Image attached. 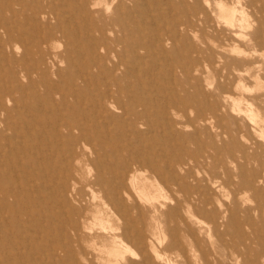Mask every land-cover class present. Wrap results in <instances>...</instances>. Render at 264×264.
<instances>
[{"label": "bare ground", "instance_id": "1", "mask_svg": "<svg viewBox=\"0 0 264 264\" xmlns=\"http://www.w3.org/2000/svg\"><path fill=\"white\" fill-rule=\"evenodd\" d=\"M148 1L0 0V59L8 64L2 68L0 61V264H61L69 257L74 264H82L81 259L90 255L97 260L99 255L94 251L108 259L137 254L138 264H162L166 256L155 249L153 238L157 235L151 237L149 226L165 201H172L164 213L169 230L170 221H174L182 225L186 237L193 233L192 223H201L191 210L193 199L215 205L212 196L175 176L176 164L186 163L184 157L166 159L167 155L158 154L150 143H134L128 138L141 139L146 132L137 123L148 125L150 131L158 126V120L148 122L151 104L132 97V90L121 82L126 73L118 72L127 65L123 59L127 48L121 50L119 46L130 38L136 45L128 46L129 50L135 53L139 46L147 53H135L139 59L153 52V46L143 45L132 33L125 39L131 26L134 33L135 26L145 25L137 18L147 16ZM180 2L165 0L174 10L189 13L185 0ZM231 11V6L222 4L220 17L229 19ZM199 14L205 16L206 11L202 9ZM192 23L184 19L170 23L173 37L180 26L191 28ZM171 38L157 37L155 42ZM61 48L59 54L54 52ZM162 48L158 45L159 50ZM228 49L245 53L239 44L231 43ZM57 55L64 68L57 67ZM199 59L184 57L179 67L191 64L193 71L200 65ZM241 63L243 60L236 63L238 70H242ZM137 64L132 61L129 71L139 78ZM123 96L130 100L129 108ZM117 109L132 115V122L111 127L109 121L120 116L114 111ZM240 111L245 112L249 127L256 132L255 141L264 151V116L247 108ZM198 117L201 124L211 118ZM118 138L125 139L116 147L109 145ZM163 145L161 151L168 147ZM233 155L228 152L222 173L212 170L208 182L213 185L207 190H228L235 203L249 191L259 197L263 190L258 185L264 184L261 154L253 157L259 164L257 170L247 168L253 158L245 146L239 147L236 157ZM161 184L171 196L161 191ZM144 202L151 203L149 211ZM258 203L264 212V203ZM229 211V207L217 210L226 227ZM208 218L218 220L215 211L209 212ZM97 227L99 232L94 233ZM171 237L168 244L188 257L178 231ZM97 239L105 240L102 247H98ZM85 240H89L90 252L83 245ZM201 259L209 264L207 253L201 252ZM244 263L249 264L250 257H245Z\"/></svg>", "mask_w": 264, "mask_h": 264}, {"label": "rangeland", "instance_id": "2", "mask_svg": "<svg viewBox=\"0 0 264 264\" xmlns=\"http://www.w3.org/2000/svg\"><path fill=\"white\" fill-rule=\"evenodd\" d=\"M174 1L176 4L181 3V0ZM148 3L149 9L145 19L137 18L141 24L145 22V25L135 26L134 33L132 32L134 26H131L130 30L126 31L125 39L128 40L132 33L143 45L147 43L153 46V52H149L151 53L149 57L146 56L149 60L144 63L146 58L139 59L135 53L142 56L147 53L139 46L135 48L137 50L135 53L133 49L129 50L128 46L136 45L130 38L126 44L119 46L121 50L127 48L123 56L127 65L121 66L118 72L120 75L126 73L121 82L124 87L132 90V97L147 105L151 104L148 122L153 123V120H158V126L154 125L152 129L154 131H150L148 125L139 126L137 123L138 128L146 132L140 135L141 139L135 136L128 138L134 143L138 141L146 145L150 143L154 149H158V154H166V159L179 155L184 157L186 163L176 164L178 167H175L177 169L175 176L181 178L190 187L197 186L198 190L209 194L216 201L215 208L213 204L205 205L193 199L191 210L201 223H192L193 233L186 237L182 225L170 221L172 228L169 230V224L165 222V210L172 205L171 199L167 198L164 208H159L158 218L149 226L150 233L153 231L151 237L157 235L153 238L154 247L163 257L166 256L162 264H205L201 259V252L208 254L209 264H245V257H250L249 264H264L262 250L264 249V212L257 206L258 202L264 203V184L258 185L263 190L259 197H256L253 191H249L235 203L233 195L228 190L210 193L213 183L208 182L212 170L223 172L225 167L223 164L228 160V152H232L236 157L241 145L245 146L251 158L258 152L264 159V151L255 141L256 132L249 127L245 112H239L240 108L244 110L247 108L256 110L258 115L264 116V0H185L184 3L189 5V13L184 14L180 13L179 9L174 10L173 7L166 5L165 0H149ZM219 3L232 7L229 19L220 17ZM202 9L206 14L200 17L199 12ZM180 19L190 20L194 25H191V28L180 26L176 36L173 37L170 23ZM169 36L172 38L163 39L156 44L157 37L169 38ZM231 43L239 44L245 51L244 55L231 52L228 49ZM158 45H163V50H159ZM61 50L62 48L55 49L54 52L59 54ZM22 52L23 49L18 55L20 56ZM184 57L188 59L199 57L200 65L195 66L196 69L191 71L189 68H192V65L185 64L187 68L185 70L184 67H179ZM241 60H243L242 70H238L236 63ZM0 61L2 68L8 67L2 58ZM56 61L58 68L65 67V63L60 62V56L57 55ZM132 61L139 63L137 64L139 78L130 74L129 66ZM141 68H148L151 71L145 73ZM40 89L45 90L44 87ZM123 99L128 105L125 106L129 108L130 100L126 96H123ZM114 111L120 116L117 115L114 121H109L111 127L124 126L132 122L133 116L123 115L124 110ZM202 115L211 117L210 122L201 124L198 116ZM124 139L118 138L112 141L113 144H108L116 147L123 143ZM164 143L168 147L165 146L167 148L161 151L160 148ZM252 161L247 168L257 170L259 164L254 162V158ZM179 166H182V169L178 170ZM229 167L232 171H236L231 164ZM261 173L264 174V170L261 169ZM92 174L94 178V170ZM161 186V191L171 196V191L166 186L162 184ZM150 204V202L143 203L146 211L150 210ZM227 207L230 211L225 218V222L228 221L226 227L223 225L224 220L219 218L217 210ZM203 209L206 211H202ZM213 211L216 212L218 220L211 221L208 218V213ZM98 230L97 227L94 233ZM176 231L180 242L188 249L189 256L186 258L177 247L168 244L172 239L171 233ZM89 240L83 242L86 249ZM97 242L98 247H102L101 244L105 243V240L97 239ZM44 246L49 247V244L44 243ZM247 250H249L248 254ZM88 251L90 252L89 248ZM95 252L99 255L97 260L95 255H90L86 260L81 259V263L138 264L140 261V256L137 254L133 257L125 254L118 259H108L106 254L100 255L99 251H94L93 254H96ZM257 252H260L261 256H258ZM61 264H74V260L69 257Z\"/></svg>", "mask_w": 264, "mask_h": 264}]
</instances>
